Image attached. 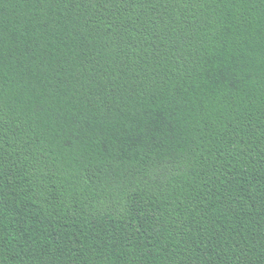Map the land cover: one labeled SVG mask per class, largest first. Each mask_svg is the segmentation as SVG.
<instances>
[{"label": "trees", "instance_id": "trees-1", "mask_svg": "<svg viewBox=\"0 0 264 264\" xmlns=\"http://www.w3.org/2000/svg\"><path fill=\"white\" fill-rule=\"evenodd\" d=\"M0 264H264V0H0Z\"/></svg>", "mask_w": 264, "mask_h": 264}]
</instances>
